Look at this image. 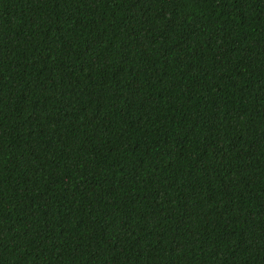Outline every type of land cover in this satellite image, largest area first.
I'll use <instances>...</instances> for the list:
<instances>
[{
  "label": "trees",
  "instance_id": "trees-1",
  "mask_svg": "<svg viewBox=\"0 0 264 264\" xmlns=\"http://www.w3.org/2000/svg\"><path fill=\"white\" fill-rule=\"evenodd\" d=\"M0 264H264V0H0Z\"/></svg>",
  "mask_w": 264,
  "mask_h": 264
}]
</instances>
